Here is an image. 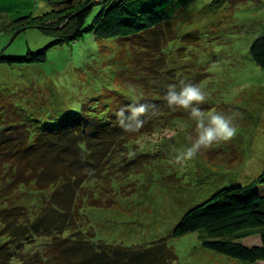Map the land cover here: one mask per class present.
Masks as SVG:
<instances>
[{"label":"rangeland","instance_id":"obj_1","mask_svg":"<svg viewBox=\"0 0 264 264\" xmlns=\"http://www.w3.org/2000/svg\"><path fill=\"white\" fill-rule=\"evenodd\" d=\"M47 1L51 5V11L47 13L59 9L57 1ZM211 1L195 0L188 4L186 13L189 12L188 17L192 18L185 24H182V20L178 22L177 40L170 43V48L188 33L195 31L200 32L205 46L192 53L197 57L193 59L191 56L190 62H182L181 54H177V61H171L172 67L176 68L171 73L175 75H171L162 84L167 87L169 84H179L180 80L199 82L206 92V101L200 107L205 112L218 111L231 117L237 130L236 135L231 141L217 142L210 149L202 151L193 162L184 167L177 166L173 163L172 146L179 147L185 143V137L194 134V124L188 119L186 112H181L184 110L173 111L165 105L164 110L169 111V114L164 116L162 122L160 117V120L154 119L156 129L127 142L123 154L117 159L116 166H124L117 172L119 174L114 175L116 172L112 169L115 168L110 173L97 166L100 157L97 156V150V153L85 154L88 157L95 155L93 163L89 161L90 169L95 167L101 170L88 178L85 185L87 191H93L91 195L97 194L98 197L102 193L101 197L105 200L103 204L106 203L107 207L114 202H118V206L110 209L86 207L80 210L83 222L79 226V233L91 236L92 227L95 241H102L105 246L131 248L126 253L144 252L156 255L160 250L164 251L166 240L168 249L173 254L168 255L172 259L167 264H246L203 248L201 232L189 233L179 238L171 236L188 211L204 204L224 187L253 183L264 170V70L249 54L252 42L264 35V0L249 2L236 11L232 10L234 13L226 7L216 14H201L204 5ZM35 4L36 0H0V57H25L29 52L35 53L55 40L53 35L45 34L38 28L17 33L15 27L10 26L20 17L42 16L34 14ZM101 8V2L94 5L86 27ZM48 30L54 32L57 29L49 27ZM209 43L211 51L207 49ZM197 44H201L200 40H197ZM121 54L127 53L118 42L100 43L92 34L84 33L76 42H66L51 48L45 63L20 65L12 69L0 65V91L10 96L18 105L21 104V99H25L22 103L36 107L32 111L37 116L39 125L46 121L56 122L64 112H79L82 104L98 107L105 105V111H108L115 104L116 95L123 96L121 88L115 82L117 64L123 56ZM119 67L123 73H130V69L124 64ZM187 67L192 71H187ZM205 68L211 76L205 74ZM134 96L137 97V94L134 93ZM124 99L125 97H121L117 100L120 105L113 107V115L116 116L118 109L126 107L127 101ZM110 113L105 116V120L102 119L109 126L115 121L111 111ZM22 115L25 116L24 113ZM25 117V120L29 119ZM154 117L151 116L150 119ZM173 117H179V120L174 121ZM165 122L167 123L164 125ZM27 124L30 127L36 125L29 120ZM110 141L104 145L109 147L113 144ZM115 150L117 152L118 149ZM161 155L170 157L157 159ZM107 158L112 160L111 155ZM127 162L135 166L129 170L130 173L123 169L128 166ZM112 175L114 177L110 178ZM2 181L5 182V179ZM23 190L24 194L19 191L11 199L0 200V209L13 204L37 213L30 207L36 203L44 208L52 194V190L39 192L38 198L37 193H32V189L26 187ZM259 230L262 227L256 228L249 224L242 229L224 231L223 235L233 237ZM218 236L209 234L204 237L212 240ZM258 241L255 236L251 242ZM47 243L46 237L38 241L31 239L30 247L21 249L14 260L19 263L18 260L23 256L36 255L42 247H47ZM90 243L98 244L91 240ZM105 246L100 244L102 249ZM111 250H117V247ZM132 260V264H140L136 262L138 259ZM144 260L147 261L143 264H160L157 258L150 256ZM257 264H264V261Z\"/></svg>","mask_w":264,"mask_h":264},{"label":"trees","instance_id":"obj_2","mask_svg":"<svg viewBox=\"0 0 264 264\" xmlns=\"http://www.w3.org/2000/svg\"><path fill=\"white\" fill-rule=\"evenodd\" d=\"M56 1L59 7L57 11L53 9L52 12L42 16L20 17L10 24L15 27L17 33L38 28L45 34L53 35L55 40L35 53L29 52L25 57H0V65L12 69L20 65L45 63L51 48L66 42H76L84 33L92 34L100 43L115 41L125 49L127 54H121L123 56L120 57L115 71V82L121 88L123 96L116 95L115 104L108 111H105L107 107L105 105L98 107L82 104L79 112H64L56 122L46 121L39 125L37 116L32 111L36 107L22 103L25 99L21 98V104L18 105L10 96L0 91V200L11 199L26 187L32 189V193H37V197L39 192L52 190L44 208L33 201L35 204L30 208L38 211L37 213H31L25 207L13 204L0 209V238H2L0 264H128L127 262L132 264L134 258L138 259L136 262L143 264L147 261L144 260L147 256L157 258L160 264H167L172 259L168 255L173 256V254L168 249L166 240L164 251L160 250L156 255L144 254V252L126 253V250L131 248L120 249L119 246L107 244L105 246L102 241H95L92 227H90L92 237L79 233L81 230L79 226L83 222L80 210L86 207L110 209L118 206V202H114L107 207L106 203L103 204L105 200L101 197L102 193L98 197L97 194L91 195L93 191H87L85 185L88 178L101 171L100 168L95 167L90 169L89 161L93 163L92 158L95 155L90 157L88 155L98 152L97 156L100 157L97 166L106 172L115 168L112 169L116 172L114 175L119 174L117 172H120L124 166L120 164L116 166V163L118 157L123 154L127 142L132 141L133 137L142 136L156 129L154 119H161L162 122L164 116L169 114V111L164 110L166 104L162 97L166 94L167 87L162 82L175 75L171 73L176 69L172 67L171 61H177L181 54L182 62H190L191 56L193 59L197 57L192 53L205 46L200 32L195 31L192 34L188 33L170 48V43L177 40L178 22L182 20V24H185L192 18L188 17L189 12L186 11L188 4L195 0H52L51 2L56 3ZM98 2L102 3V8L86 27L87 18ZM249 2L260 1L212 0L204 5L200 13L212 15L226 7L228 11L229 9L236 11ZM49 27L57 30L49 31ZM197 40L201 42L199 46ZM210 44L207 45L209 51H211L208 48ZM249 54L264 70V35L252 42ZM196 61L201 65L199 60ZM119 64H124L130 69V73L125 74L120 71ZM204 70H206L205 74L211 76L207 68ZM187 71L191 72L192 69L187 67ZM129 85L135 88L137 97L129 94ZM129 96L131 98H128ZM121 97H125L124 100L127 101L124 109L135 103L148 106L149 121L146 119L143 128L136 133H127L117 125L113 107L120 105L117 100ZM153 105L158 108L153 109ZM121 110L118 109L116 113ZM110 111L115 119L111 126L102 121L107 118L105 116ZM153 111H156L157 115L150 119ZM22 113L29 119L25 120L26 117ZM172 119L178 121L179 117ZM28 120L34 121L35 127H30L27 124ZM109 141L113 144L106 147L104 144ZM115 148L118 149L117 152ZM108 155L112 156V160L107 158ZM168 156L161 155L157 159L161 160ZM126 165L128 166L123 168L125 172L135 167L129 162ZM113 177L112 175L110 178ZM2 179H5V182ZM108 180L112 179L108 178ZM83 215L87 219L86 215ZM249 224L256 228L262 227V230L249 231L233 237L223 235L224 231L242 229ZM263 229L264 170L253 183L247 186L224 187L207 202L188 211L174 228L171 236L179 238L189 233L201 232L203 248L246 264H257L264 261ZM209 234L219 236L206 240L204 236ZM67 235L69 237L66 238ZM255 236L259 240L258 243L251 242ZM44 237L48 238V248L42 247L36 255L29 254L30 258L23 256L18 260L19 263H16L15 255L25 247L29 248L31 239L38 241ZM90 240L98 243L99 247L91 244ZM100 244H104L105 248L102 249ZM114 247H117V250H111ZM166 249L170 253L166 252Z\"/></svg>","mask_w":264,"mask_h":264},{"label":"clouds","instance_id":"obj_3","mask_svg":"<svg viewBox=\"0 0 264 264\" xmlns=\"http://www.w3.org/2000/svg\"><path fill=\"white\" fill-rule=\"evenodd\" d=\"M51 11L47 0H36L34 14L44 15ZM129 94L134 95L135 88L128 86ZM166 106L175 111L182 109L194 124V134L185 137V143L179 147L172 146L173 163L184 167L193 162L202 151L210 149L217 142L231 141L236 135L232 118L218 111L205 112L200 105L206 101V92L201 84L180 80L179 84H169L166 94L162 97ZM153 109L158 106L153 105ZM153 116L157 115L153 111ZM117 125L127 133H136L143 128L148 118V106L142 103L129 105L116 113Z\"/></svg>","mask_w":264,"mask_h":264}]
</instances>
